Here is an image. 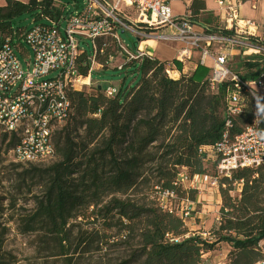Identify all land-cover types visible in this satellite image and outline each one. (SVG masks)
I'll use <instances>...</instances> for the list:
<instances>
[{"label":"trees","instance_id":"16d2710c","mask_svg":"<svg viewBox=\"0 0 264 264\" xmlns=\"http://www.w3.org/2000/svg\"><path fill=\"white\" fill-rule=\"evenodd\" d=\"M189 13L193 25L207 34H228L216 28L218 19L205 1L194 0ZM25 16L38 22L62 15L55 0H6L0 5V48L5 39L26 31L17 28ZM107 42L99 43L106 54L101 63L116 56ZM237 59L247 72L245 80L259 76L263 57ZM122 65L141 76L124 100L122 89L108 98L103 86L69 94L73 111L54 135L58 160L35 169L31 180L41 193L34 209L13 220L17 231L38 239L40 252L66 264H87L89 256L108 249H117L118 257L100 264H203V256L223 243L229 247L225 264H264V166L219 177L216 162L199 154L200 148L220 143L226 132L235 138L255 125L264 139V93L258 101L246 98L242 111L231 115L230 83L213 90L209 78L198 82L184 74L177 59L151 56ZM210 162L222 218L213 242L189 231L184 204L194 205L199 192L179 180L181 174L211 177ZM166 193L174 198H164ZM2 238L0 264H8ZM176 238L179 243L172 242Z\"/></svg>","mask_w":264,"mask_h":264},{"label":"built area","instance_id":"2783aa9c","mask_svg":"<svg viewBox=\"0 0 264 264\" xmlns=\"http://www.w3.org/2000/svg\"><path fill=\"white\" fill-rule=\"evenodd\" d=\"M174 1L86 0L82 10L77 8L76 12H70L63 19L61 16L58 21L45 19L44 23L18 37L5 39L0 48V136L7 135L8 141L13 143L10 157L26 164L54 157V135L66 124L73 111L69 94L92 93L95 88L102 87L94 79V74L115 60L110 55L104 63L100 62V57H106L105 48L99 47L100 42L116 43L124 55V63L153 56L142 47L132 53L119 36L121 29L134 33L140 40L157 36L185 44L178 58L182 63L190 60L192 50L196 49L201 51L202 65L213 59L209 81L213 90L230 83L226 101L231 115L242 111L246 98L258 101V95L264 93V35L259 34L256 22L243 16V7L251 3L256 9L258 2L264 0H210L213 7L208 11L218 19L216 28L228 32L227 35L207 34L205 29L193 25L187 13L174 15ZM63 21L66 23L64 30ZM162 30L169 33L155 35L156 31ZM214 45H220L217 55L211 52ZM16 48L22 49L30 61L33 53L32 70L25 71ZM240 55L263 57L257 78L245 80L230 68L231 58ZM123 68L124 65H117L119 71ZM51 74H56V77L45 79ZM117 93L118 88L113 85L104 87L108 98L115 97ZM227 126L230 127V122ZM199 154L216 162L219 177L230 178L237 170L264 166V139L255 125L235 138L226 132L220 143L200 148ZM179 180L182 185L198 192L204 191L209 182L219 187L218 177L202 175L188 179L181 174ZM164 198L173 199L174 195L166 193ZM184 213L188 219L189 210H184ZM180 240L176 238L172 242L179 243Z\"/></svg>","mask_w":264,"mask_h":264},{"label":"rangeland","instance_id":"374dc122","mask_svg":"<svg viewBox=\"0 0 264 264\" xmlns=\"http://www.w3.org/2000/svg\"><path fill=\"white\" fill-rule=\"evenodd\" d=\"M85 1L86 0H55V4L61 11L63 19L69 16L70 12H76V8H79L78 10H82ZM208 6L213 7L212 1H208ZM244 6L245 8L243 11L246 13L248 11L246 10V8L252 7L251 3H246ZM189 7H187L185 0H176L172 3V10L174 15L179 14L176 16H180V14L183 15L184 13H187V15H189ZM41 23H44V21L35 22L34 19L30 18L29 16H25L20 21H18L17 28H19L20 30H29L35 25ZM62 24V29L64 30V28L66 27V23L63 21ZM214 25L218 26L217 21L214 23ZM200 28L202 29V27ZM155 33V35L160 36L162 34L169 33V31L162 30L156 31ZM119 36L123 44L132 53L137 52L138 48L142 47L146 49L147 52L156 55L155 57L162 62H170L171 60H169V57L176 53L177 44L169 43L166 40L157 38V36H155V38L140 40V38H138L134 33L124 29H121L119 31ZM110 42L111 41L107 42V47L110 48L111 52L115 53V60L109 66V68L105 67L104 70L96 72L94 74V79L99 81L103 87L113 85L118 89H122L123 93L125 94L123 97L124 100L129 91L140 82L141 76L137 75L132 67L128 69V71L112 70L117 67V65L124 63V55L119 52L117 46L114 43ZM179 47L182 50L186 47V45L184 46L181 44L179 45ZM85 48L88 50L87 45ZM218 48L219 46L217 45L216 49ZM15 50L25 71H27L28 69L32 70L34 57L33 53L31 55L30 61L28 58H25V55H23L21 51L22 49L16 48ZM88 51L90 52V50ZM180 52L181 51H178V54L174 56L176 57L175 59L178 60V58L180 57ZM211 52H215L214 54L217 55V51H214L213 47L211 49ZM196 57L198 58L200 57V55L197 54ZM231 59V69L234 72L239 73L242 77H245L247 73L246 70L242 69V67L238 65L239 62H242V60L237 59V56H234ZM194 62L197 61H194V59H192L189 60L187 64L190 65ZM210 75V71L202 69L197 75L196 80L198 82L204 81ZM54 77H56V74H51L45 77V79ZM62 127L63 126H61L59 130ZM12 146V142H9L8 140L4 141L3 136H0V239L2 238V234L4 233L3 229H6V235L2 238L4 242L2 248V257L8 264H66L61 260L51 259V257H49V254L40 252L38 246L39 240H36L34 237L21 235L17 231L15 223H13V220H16L19 215L28 214L32 209H34L35 198L40 196L41 189L35 184V182H32L31 180L33 176L37 174L35 169H45V167H47L48 165L56 162L58 160V157L55 156L54 158H49L47 160L34 164L20 163L12 159L9 155ZM212 164L213 162H210L207 168V171L211 178H213V175H215V170L213 169ZM214 190L218 191L217 186H213L209 182L204 191L203 189H201V191L199 192L200 194L214 195L213 200L211 199L212 201L207 204L206 202L203 203L201 199L199 200V194L194 205L185 203L183 208L184 210H187L189 208L191 209L190 218L187 219V227L189 231L194 233V231L196 230V226L200 223L199 225H201L202 227L201 231H204L206 232L205 234H207L205 236V239L210 242L216 241L218 239L217 229L222 219L219 208L221 207V204H217L215 202V195L217 194H214ZM173 203L176 205L178 204L176 203V201H173ZM204 207L206 208L204 209ZM208 207H211V210L205 213L204 217L198 221L196 214L199 212L202 213L203 210L207 211ZM216 218H218V221H216ZM213 221H216L215 226H213ZM204 228H206L207 230H203ZM228 251L229 247L227 246V244H221L216 248L215 251L207 253L203 256V264L227 263ZM118 252L119 251L117 249H108L107 251H103L101 253H95L94 255L89 256L87 264H100L105 263L110 259H116L119 254Z\"/></svg>","mask_w":264,"mask_h":264},{"label":"crops","instance_id":"0c3cea01","mask_svg":"<svg viewBox=\"0 0 264 264\" xmlns=\"http://www.w3.org/2000/svg\"><path fill=\"white\" fill-rule=\"evenodd\" d=\"M18 1H21V2H24V3H28L30 0H18ZM186 1V5H187V7H189L190 6V4L194 1V0H185ZM202 1H205V3H206V7H207V10L210 8L209 6H208V1H206V0H202ZM0 5L1 6H5L6 5V0H0ZM244 8H245V6L243 7V10H244ZM246 10H248L247 11V13L246 12H244L243 11V16L245 17V18H247V19H251V20H253L254 22H256L258 25H259V34L260 35H264V1H260V2H258V4H257V8L256 9H253L252 7L250 8V7H247L246 8ZM209 12V11H208ZM211 13V12H210ZM176 15H179V14H176ZM181 15V14H180ZM167 42H169V43H174V44H177V46H176V53L175 54H173V55H171L170 57H169V60H173V59H175L176 57H174V56H176L177 54H178V51H182L181 49H180V47H179V45H184L185 46V44H183V43H181V42H178V41H167ZM216 46L217 45H214L213 46V50L214 51H217V54L220 52V45H218L219 46V48L218 49H216ZM213 53H215V52H213ZM151 55H153L154 57L156 56V55H154V54H152V53H150ZM197 54H199L200 55V57H201V51L200 50H198V49H196V50H192V57H191V59L190 60H192V59H194V61L196 60L197 62H194V63H192V64H190V65H188L187 63H188V61L186 62H184V63H182L183 64V73L184 74H186V75H189V76H192V75H194L195 77H197V75L200 73V71L202 70V69H205V70H208V71H210L211 72V70H212V66H213V59H208V61H207V63H206V65L204 66V65H202L201 64V58L200 57H196V55ZM164 61V60H163ZM200 66V68L198 69V67ZM210 77V76H209ZM209 77H207V79L209 78ZM215 191V190H214ZM214 194H217V195H215V197H216V203L217 204H221V196L219 195V190L218 191H215V193ZM213 196L214 195H212V194H202V195H200L199 196V200L201 199V201L203 202V203H205L206 202V204L207 203H210L212 200H213ZM212 199V200H211ZM207 200V201H206ZM220 206V205H219ZM206 207H204V209H205ZM211 207H208V210L206 211V210H203V212L202 213H197L196 214V217H197V220L199 221V220H201L203 217H204V214L205 213H207V212H209L211 209H210ZM220 208V207H219ZM216 216V215H215ZM216 221H218V218H216ZM216 221H213V226H215V222ZM200 224V223H199ZM197 225L196 226V230L194 231V233L193 234H198V235H203L204 237L207 235V234H205L206 232H202L201 231V225ZM203 224V223H202ZM203 230H207L206 228H204ZM200 231V232H199Z\"/></svg>","mask_w":264,"mask_h":264},{"label":"water","instance_id":"95a60500","mask_svg":"<svg viewBox=\"0 0 264 264\" xmlns=\"http://www.w3.org/2000/svg\"><path fill=\"white\" fill-rule=\"evenodd\" d=\"M76 10H77V8H76ZM99 89H101V87H99Z\"/></svg>","mask_w":264,"mask_h":264}]
</instances>
